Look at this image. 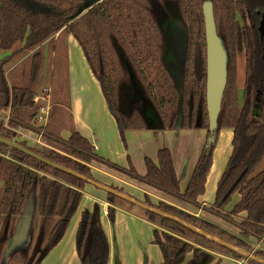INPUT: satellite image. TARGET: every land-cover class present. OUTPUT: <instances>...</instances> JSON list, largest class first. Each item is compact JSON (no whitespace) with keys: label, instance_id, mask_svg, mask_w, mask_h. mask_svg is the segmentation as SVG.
Returning a JSON list of instances; mask_svg holds the SVG:
<instances>
[{"label":"trees","instance_id":"obj_1","mask_svg":"<svg viewBox=\"0 0 264 264\" xmlns=\"http://www.w3.org/2000/svg\"><path fill=\"white\" fill-rule=\"evenodd\" d=\"M205 1L212 2L216 31L227 53V81L216 129L213 132L207 129L204 146L184 190H181L170 150L166 146L158 150L156 162L147 156L144 158L146 171L140 175L129 158L128 168L103 158L77 131L67 139L50 134L72 159L53 149L30 147L25 141H18L17 130L20 128L39 132L31 123L39 107V103L34 102V95L44 80L45 54L49 56L48 66L53 67L55 78L51 103L54 105L64 100L61 105L64 106L68 102L66 37L69 35L80 44L122 138L128 129L144 128L145 105L154 111L160 126L166 130L175 128L179 115L182 128H206L203 125L208 121L206 43L202 11ZM262 15L264 0H102L96 3H88L87 0H0V55L2 51L12 50L14 44L21 41H24L25 48L34 51L21 65L5 71L4 57L8 56L0 58V137L28 148L39 158L92 180L90 166L85 162L94 160L144 186L201 208L239 230L241 237L166 201H159L157 205L147 203L150 199L146 196L144 203L160 213L144 209L143 214L170 230L163 233L164 240L159 238L155 228L151 230L153 243L162 254L160 264H178L183 255L190 252L191 258L184 264H207L209 253L204 248L192 246L191 241L200 242L208 248L217 247L233 258L245 259L247 256L239 249L250 253L252 248L245 238L264 241V168L257 170L264 159V38H260L258 31ZM169 20H178L185 28L181 86L167 66L170 44L166 39L164 22ZM14 55L15 52H11L10 59ZM239 55L245 59L242 87L238 85ZM239 88L242 91L241 101ZM53 105L50 113L55 117L57 114H53ZM6 109L10 115L8 123L13 129L4 133L1 117L4 114L1 110ZM222 128L233 129L232 151L217 183L215 201L203 205L200 197L205 191L212 165L214 143ZM39 158L0 142V215L7 218L22 215L29 194H33V213L42 218V226L47 224L48 219L57 218L51 227L47 225L49 237L42 250L44 253L64 236L82 200L81 189L86 182ZM244 169L243 178L230 196L223 199L225 191ZM111 187L122 192L120 188ZM234 192L239 198L226 211ZM106 198L110 204L106 219L112 224L119 214L112 205L118 196L111 192ZM240 214H243L240 219L235 220L234 215ZM81 216L75 247L80 264H108V233L105 232L102 216L90 211L82 212ZM6 226L0 233V264H7L9 251L18 247L10 248L6 254V245L12 236L6 234ZM196 230L229 246L215 242ZM255 253L247 262L264 264L258 259L264 260V252Z\"/></svg>","mask_w":264,"mask_h":264},{"label":"rangeland","instance_id":"obj_2","mask_svg":"<svg viewBox=\"0 0 264 264\" xmlns=\"http://www.w3.org/2000/svg\"><path fill=\"white\" fill-rule=\"evenodd\" d=\"M176 24H177V20L165 21L164 29L167 32L166 39L170 44V50L167 53V58H168L167 66L172 76H174L175 81L177 83L178 82L180 83L182 81V77H183L182 71H183V67L185 63V58H184L185 42L183 41L182 33L178 32L179 28H176ZM75 41L76 39L72 37L71 35L66 37V44H67V47H69V53H70L69 61L72 66V70L69 71V61H68V56H67L66 85H67L68 94H69V88L71 86L73 90V95L75 94V89L79 87H91V82H92L91 77L88 73L89 72L88 67L86 65L85 60L83 59V55H82L83 50H81L82 48L80 49L81 46L78 47L80 44L78 45V42L76 41L77 42L76 43ZM74 46H76V48H79L78 50H80V57H81V60H83L81 64L77 61L76 54H74V58H73V52H75ZM12 48L13 49L10 51L9 50L4 51V52L2 51L0 55V58H3L4 56H8V58L4 57L6 58L4 71L7 70L9 66L14 67L15 65H18V64L21 65L23 60H25L27 57H29L34 52L33 50L25 48L24 41L15 43ZM11 52H15V55L10 59ZM237 57H238L237 58L238 85L239 87H242L244 78H245V74H244L245 59L243 56H240V55ZM48 60H49V56L45 54L46 62L44 65V72H43L44 80H43L41 88H39L36 92L37 94L34 95V97L38 96V100H34V102L39 103V107L37 110V114L32 120L31 126H33L37 131H39L38 132L39 134L29 128L23 127L20 129L22 131L23 130L29 131L33 135L37 134L38 141L30 143V145L27 144V146L38 147L39 149L41 148L53 149L58 154L60 153V155L65 156L69 159H72V157L66 155L65 152L62 151L63 147L57 144V142L54 140L55 138L50 137V134L55 135L54 137L56 138L58 137L59 132H60L59 128L62 126V124L65 125L66 128L71 126L70 121L72 118V107L68 106L69 97H68V102H65V105L63 106L62 110H61V105L63 104L64 100L57 101V103L54 105L51 103V99H52L51 90H52L55 78L53 75V67L48 66V63H49ZM63 81L64 79L61 80V83H63ZM75 85H77V88H75ZM62 87H63V84H62ZM62 98L64 99V97ZM52 105L54 107L53 114H57L55 115V117L51 115L50 113V108ZM145 106H146V109H145L146 112H145V125L144 126H146L149 129L150 127L154 128L153 125H149L148 120L146 118V116L149 117V115H151L152 122L156 125L154 129L158 128L160 124L158 122V119L157 120L155 119L154 111L149 106L147 105ZM41 107H44V109L46 110V119L44 122L40 123L37 116L40 114ZM1 111H2L1 114L2 113L4 114L3 116H1L3 125H4L3 132L6 133L7 130H12L13 127L9 125L8 123V120H9L8 119V115H9L8 109L1 110ZM203 125L206 128L201 127L202 128L201 129L199 127H196L193 129H185L182 127H179V128L175 127L174 129L167 130V131H170V133L168 135H165V137H163L165 141L164 144L166 147L169 148L171 158L173 162L175 163L174 169L177 174L176 176L178 177V179H180L181 183L185 180V177L190 167L192 166L195 167L194 165L195 161H193V157L196 154L197 149L201 146L198 133L200 131L207 133V129L209 128L208 121L207 123L205 122ZM163 129L166 130L165 128ZM231 139H232V136L230 137L228 135V129H222L219 135L217 136L215 143H214L215 147H214V153H213V156L215 159V165H214L215 169L216 167L220 165L221 161L223 162L226 159V157L230 155L229 153H231L230 151H232ZM161 140H162L161 138H158L155 140V143H159L161 142ZM203 144H204V141H203ZM113 149L115 150V154L118 155V152L116 151V149L115 148ZM139 151H141V148L138 147L137 151H135V154H138ZM115 157H119V156H115ZM155 161H156V158H155ZM93 162L95 163L96 161L93 160V161H89L85 163L93 164ZM136 167L143 171L139 163L136 165ZM263 168H264V159L258 166L257 170L258 169L260 170ZM113 171L117 175H120V177H125V175L120 173L119 171L115 169H113ZM216 174L217 173L215 172V170H211V172L208 173V178L210 179L209 180L210 182L207 185L208 191H209V188H210L209 186L211 182H212V190H214ZM92 176L94 180H96L97 179L96 177H98V175L96 174H92ZM128 179H130V177ZM97 181L99 180L97 179ZM118 181L120 180H117L116 177L114 178L111 176L109 177L107 183H106V179L105 181H99V182L107 186H110V187L112 185L117 188H120L122 189L123 194L134 198L135 200L142 203L143 205H146V203H144L145 198L142 195H139L137 190L130 188V192L132 194L131 193L128 194L129 190H126L124 187H121L123 185L120 184ZM118 184L121 186H119ZM85 188H89L92 191L95 190L99 193V195L102 196V198L107 199L106 191H104L103 189L95 185L93 186L88 183H85L84 187L81 189L82 195H83V190ZM208 191L205 194L206 198L210 197L208 195ZM133 194H136V195H133ZM231 198L232 199H231L230 204L227 205L225 208L226 211H228L231 208L233 203L239 198V195L236 192H234ZM81 202L82 200L80 201L76 212L74 213L73 217L71 218L67 226V228L69 229V227L71 226L70 225L71 221L73 220L75 215L78 214L79 216L78 222L73 232L74 242L70 243L71 236L73 235V233L71 231L69 232V230L66 228L67 230H65L66 231L64 233L65 235L63 236V238L61 239L59 243V248L54 251V248L56 247L58 243L54 247H52L51 252L48 254V256L46 257V259L44 260L42 264H80V258H78L77 251L75 250L77 229H78V225L81 220V217H82L81 216L82 212L90 211V208L86 207L87 205L86 202L84 201L85 203H83V205ZM150 202L154 205L158 204L157 201H155L154 203L151 200L147 203H150ZM109 205L110 204L108 203L106 208H103V209L100 208V211L102 212V214L104 211L106 213L107 207ZM112 205L115 206L117 209H120L121 211V213L117 214V217L112 224L109 221H107L106 219L107 215L105 213L101 215L103 218V226L105 228V232L108 233V244H109V250H110L108 264H160L162 261V254H161L160 249H158V246L153 243L154 234L151 232L152 230L151 227L153 229L154 228L156 229V231L158 232V236L161 240H164L163 233L170 232V230L167 229L166 226L162 227L158 225L157 223L152 222L149 219V216L147 214H143V210H144L143 208H141L140 206L134 203L127 202L123 198L118 197V199H116ZM97 208L99 207L94 206V208H92L94 210L90 212H97L99 214ZM201 212L204 214L203 215L201 214L200 217L208 220L209 222H212V223L214 222V224L215 223L218 224L220 227H222L225 230H228V232L232 234L234 233L240 236L238 229H236V227H234L230 223L226 221L224 222L223 219L222 221L221 218L219 219L218 217H214L210 215L209 213H206L203 211ZM242 215L243 214L234 215L235 220H239ZM31 217H32L31 222L29 226L27 227L26 232L24 234L25 237L21 240V242L18 245H12L11 243L12 238L17 229V224L21 220V215L17 217H8V218L7 216L3 214L0 215V233L2 232V230H4L3 226L5 227L6 226L5 224L7 223L6 234L8 235V237H9V234L12 235L6 245V249H5L6 254L8 253L7 251H9L10 248L18 246L17 248L11 249L9 251L11 253L9 254V259H8L7 264H30L29 262L31 261L33 256L36 259L39 256V252H41L44 249V246L47 244L49 233L46 232V228H47V225L49 224V221H46L47 224L45 226L44 225L42 226V218L39 216H36L35 212L34 213L32 212ZM51 219L52 218H50L49 220L51 221ZM137 221H141V222H137ZM147 221H149L151 224H149ZM146 222L149 225H146L145 224ZM244 240L247 242L249 246L252 247L249 254L252 253L254 255L256 254L255 251L264 252V246H258L259 243L250 242L251 240H248V238H245ZM191 243H192V246L197 247V248L198 247L204 248V250L209 253L210 261L207 264H237L233 259L241 260L240 258L231 257L232 255H230L227 252H224L223 250L217 247L208 248V246H205L204 244L200 242L197 243L196 241H191ZM4 247H5V244L2 246V252H3ZM191 256H192L191 252L183 255L182 260L178 262V264H184L187 260L191 258ZM248 258L249 257L242 259V260L243 261L246 260L247 264H252L250 262H247Z\"/></svg>","mask_w":264,"mask_h":264},{"label":"crops","instance_id":"obj_3","mask_svg":"<svg viewBox=\"0 0 264 264\" xmlns=\"http://www.w3.org/2000/svg\"><path fill=\"white\" fill-rule=\"evenodd\" d=\"M78 45H79V43H78ZM78 47H80V45ZM74 49H75V52H73V58H74V54H76L77 61L81 64L83 60H81V57H80V50H78L79 48H76V46H74ZM80 49H81V47H80ZM82 55H83V59L85 60L83 51H82ZM67 56H68V61H69L70 60L69 47L67 49ZM85 62H86V65L88 67V71H89L88 73H89L91 80H92L91 87H79V88H77V85H75V88H77V89H75V94L73 95V90L70 86L69 94L67 91V95L69 97L68 106L72 107V118L70 121L71 126L66 128L65 125L62 124V126L59 128V130H60L59 135L62 138L67 139L71 136L72 132L77 131L89 140L91 146L94 147V151L97 154H99L100 156H102L103 158H106V159H108L114 163H117V164H119L125 168H128V166H129V163L127 161V158H129L131 163H133L135 168H137L136 165L138 163L141 165L143 171L140 170L139 168H137L136 171L138 172V174L144 175L145 171H146V167H145V163H144L143 159L147 156L150 159H152L154 162L157 161L158 150L165 146V144H164L165 141H164L163 137H165V135H168L170 133V131L164 130L163 128H160L159 126H158V128L154 129L156 125L152 122V119H151L152 116L150 115L149 118L148 117H146V118L148 120L149 125H153L154 128L150 127V129H149L146 126H144V128H142V129H128L127 132L125 133L124 137L122 138L120 135L119 129L117 128V124L115 122L113 115L111 114V112L108 111L107 104H106V101L104 99V96L102 95L99 82L90 72L87 60H85ZM9 68H11V67L9 66ZM70 70H72V66H71L70 61H69V71ZM239 98L241 101L242 91L240 88H239ZM62 108H63V106H61V110H62ZM222 129H228V135L230 137L233 135V129L232 128L231 129L230 128H222ZM221 130H220V132H221ZM17 133H18V141H22V142L25 141L26 144H28V145H30V143H32V142L38 141L37 134L33 135V134H31V132L24 131V130L22 131L21 129H18ZM206 136H207V133H204L202 131H200L198 133V137L200 138L201 146L197 149V152L193 157V161H195L194 165H196L197 156H199V154H200L199 151H200L201 147L204 145L203 141L205 142ZM158 138L162 139L161 142L155 143V140ZM184 144H186V143H184ZM138 147L141 148V151H139L138 154H135V151H137ZM113 148L116 149V151L118 152V155L115 154V150ZM213 153H214V151H213ZM229 154H231V153H229ZM115 156H119V157H115ZM229 156L230 155H228V157H226V159L223 162L220 160L221 161L220 165L218 167H216V169H215V166H214L215 165V159H214V156L212 154V160H211L212 165H211L209 173L211 172V170H215V172L217 173L216 174V181L214 184V190H212V182H211V184L209 186L210 188L208 191L207 185L209 184L210 179L208 178V175H207V181L205 183V191L200 197V201L203 205H208V204H211L212 202H214L215 196H216L215 195L216 186H217V183L220 179L222 172L224 171V169L227 165V162H228L227 160H228ZM155 158H156V161H155ZM172 162H173V160H172ZM224 162H226V163H224ZM89 166H90L92 174L98 175V177H96V178L99 181H105V179H106V183H107L109 177H111V176L114 178L116 177L117 180H120L118 182L120 184H122L123 186H121L119 184L118 185L121 187H124L126 190H129L128 194L131 193L130 192V188H131V189L137 190L138 194L142 195L144 198L146 196L149 197V199L154 203H155V201H157V202L166 201V202L174 205L175 207H177L179 209H183V210H185L189 213H192L196 216H198V215L201 216V214L203 215L204 213H202L201 211L206 212L205 210H203L201 208L197 209V208H195L189 204H186V203L174 198L173 196H169L165 193H161L160 191H158L152 187L144 186L137 180H134L132 178L128 179L129 177L127 178L126 176L120 177V175H117L116 173H114L113 169H109L105 165L100 164L98 162H95V163L93 162V164H90ZM174 167H175V165H174ZM193 167L194 166L190 167V169H189V171L185 177V180L182 183L180 182V187L182 186L181 187L182 190L185 189V187L187 186V184L190 180L189 178H190L192 171L194 169ZM175 173H176V171H175ZM97 179H96V181H97ZM207 191H208V195L210 196L209 198L205 197V194ZM133 195H136V194H133ZM81 199H82V202H81L82 205H83V203L86 202V204H87L86 207L90 208V211L94 210V209H92V208H94V206L99 207V208H97L99 214L101 212L100 208H102V209L106 208V206L108 204L107 199L102 198V196L99 195V193L97 191H95V190L92 191L89 188H85L83 190V195H82ZM117 210L119 213H121L120 209H117ZM104 213H105V211L103 212V214ZM103 214L101 212L100 215H103ZM78 217H79L78 214H76L75 217L73 218V220L71 221V224H70L71 226L69 225L70 226L69 229L67 228L69 230V232L70 231L72 233L74 232V229H75L77 222H78ZM47 221H49V226L51 227V225L54 224V222L56 221V218H52L51 221L48 219ZM137 222H141V221H137ZM147 222L149 224H151L149 221H147ZM147 222L145 224L149 225ZM141 224H143V223H141ZM149 227H151V226H149ZM151 229H152V227H151ZM238 232H239V230H238ZM73 240H74V233L71 236L70 243H73L74 242ZM248 240H251L250 242L259 243V245L257 244L258 246H264L263 245L264 244L263 239H255L254 237H249ZM59 243L54 248V251L59 248ZM50 252H51V249H50V251L48 250V252H44V253L42 251L39 252V256L36 259L33 256V258L31 259V261L29 263L30 264H42ZM233 260L237 264H247L246 262H243V260H235V259H233ZM240 262H242V263H240Z\"/></svg>","mask_w":264,"mask_h":264},{"label":"water","instance_id":"obj_4","mask_svg":"<svg viewBox=\"0 0 264 264\" xmlns=\"http://www.w3.org/2000/svg\"><path fill=\"white\" fill-rule=\"evenodd\" d=\"M100 1H102V0H87L88 3L89 2L90 3H96V2H100ZM202 6H203L202 11H203V18H204L203 20L205 23L204 40L206 43V47H205V57H206V70H205V75H206V79H205L206 109H207V113H208V126H209L208 130L210 132H213V130L216 129L217 116L221 110L220 107H221V102H222L223 93H224L223 90H224V87H225V84L227 81L226 70H227L228 57H227L226 50L223 46V41L220 39V37L218 36L217 31H216V23L214 21L212 2L211 1H205V2H203ZM259 22H260V25L258 27V31L260 34V38L263 39L264 38V15H262L261 20ZM177 24H176V28H179L178 32L182 33V38L184 41L185 40V28L180 23V21H178V20H177ZM166 33L167 32L165 30V35H166ZM182 79H183V77H182ZM181 83H182V81L180 83L178 82L179 86H181ZM146 117H148V116H146ZM149 117H150V115H149ZM155 119L157 120L156 116H155ZM159 127L161 128L160 125H159ZM175 127H177V128L181 127V116L180 115L178 116L177 123H176ZM0 142H3L5 144H9L10 146H14V147L22 150L23 152L25 151L28 154H30L36 158H39L33 152H31L28 148H25V147L23 148L22 146H20L16 142L9 141V140L4 139L2 137H0ZM39 159L46 161L43 158H39ZM46 162H48V161H46ZM48 163L50 165L57 167V168H61L65 171H68L69 173H71L74 176L80 177L86 183L91 184L93 186L95 185V186L103 189L107 193L112 192L115 195H117L118 197L123 198L127 202L134 203V204L140 206L141 208H143L145 210L149 209V210H152L155 212H159L155 208L149 207L147 205H143L142 203L138 202L134 198L123 194L122 192L118 191L117 189H115L113 187L102 184L99 181L84 177L83 175L79 174L78 172H74L71 169H68L64 166H61V165L58 166V165H56L54 163H50V162H48ZM245 172H246V169L242 170L235 177V180L232 182V184L229 186V188L223 194L224 195L223 199H226L230 196V194L232 193L235 186L243 178V175L245 174ZM27 200L28 201L25 205L23 214L21 215V220L17 224V229H16L15 234L12 238V242H11L12 245H18L21 242V240L25 237L24 234L26 232L27 227L29 226V224L31 222V218H32L31 215H32L33 208H34V206H33L34 205L33 194H29ZM164 214L167 216H170L166 213H163V215ZM173 219L178 221V219L175 217H173ZM180 222H182L185 225H187L188 227L192 228L191 226H189L184 221L181 220ZM192 229L195 230L194 228H192ZM196 231L198 233L201 232V233L205 234L207 237L214 240L215 242L217 241V242H220L226 246H229V244H227L226 242H224L218 238H214V237H212V236H210V235H208V234H206L200 230L199 231L196 230ZM239 251L244 253L249 258L254 257V255L252 253L249 254V253H247L241 249H239ZM258 259L264 263V260H262L260 258H258Z\"/></svg>","mask_w":264,"mask_h":264},{"label":"built area","instance_id":"obj_5","mask_svg":"<svg viewBox=\"0 0 264 264\" xmlns=\"http://www.w3.org/2000/svg\"><path fill=\"white\" fill-rule=\"evenodd\" d=\"M34 100H38V96L34 97ZM38 120L41 122H44L46 119V110L44 109V107H41L40 109V114L37 116ZM243 262H246V260H244ZM242 263V262H240Z\"/></svg>","mask_w":264,"mask_h":264}]
</instances>
